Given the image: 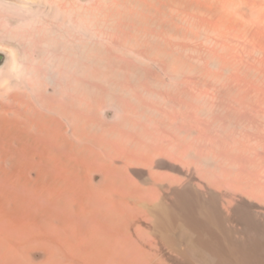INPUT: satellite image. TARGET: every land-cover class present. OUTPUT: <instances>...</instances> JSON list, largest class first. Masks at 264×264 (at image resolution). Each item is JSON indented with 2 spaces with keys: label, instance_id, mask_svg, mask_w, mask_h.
Returning a JSON list of instances; mask_svg holds the SVG:
<instances>
[{
  "label": "bare ground",
  "instance_id": "6f19581e",
  "mask_svg": "<svg viewBox=\"0 0 264 264\" xmlns=\"http://www.w3.org/2000/svg\"><path fill=\"white\" fill-rule=\"evenodd\" d=\"M0 264H264V0H0Z\"/></svg>",
  "mask_w": 264,
  "mask_h": 264
}]
</instances>
